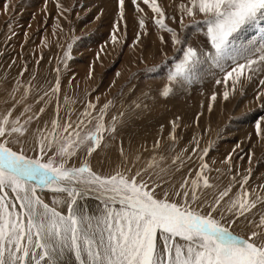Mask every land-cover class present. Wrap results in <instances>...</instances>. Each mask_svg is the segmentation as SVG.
Instances as JSON below:
<instances>
[{"label": "rangeland", "instance_id": "rangeland-1", "mask_svg": "<svg viewBox=\"0 0 264 264\" xmlns=\"http://www.w3.org/2000/svg\"><path fill=\"white\" fill-rule=\"evenodd\" d=\"M138 2L144 13L136 11L132 0H125V18L116 33L118 43L113 44L112 33L120 19L118 0H0V114L14 109L21 123L29 115L39 117L28 125L26 137L10 146L34 156L38 151L37 129L45 124L50 127L57 105L61 117L73 113L75 120L88 103L96 105L93 114L99 115L111 101L104 122L111 128L116 117L117 130L105 133L101 147L87 157L97 173L110 175L120 170L132 175L141 171L150 186L160 185L158 194L168 192L170 199H179L174 193L181 190L183 181L191 187L200 166L207 163L205 174L215 187L198 193L201 199L211 202L229 185L235 199L241 191L239 182L246 176L250 179L244 188L251 198H264V95H260L264 93L260 84L264 70L254 73L251 81L242 79L235 91L231 81L217 84L224 72L209 58V53L215 56V49L203 17L197 16L193 22L185 16L184 26L180 24V4L187 0H157L165 23L179 35V45L155 23L158 17L151 9L142 0ZM140 19L145 21L143 30ZM261 20L243 28L247 32L243 35L250 34L247 44L251 39L260 43V34L256 37L253 33ZM188 47L197 49L200 62L190 78L170 81L169 75ZM224 67L230 69L231 65L225 63ZM57 80L60 91L53 93ZM169 85L172 91L165 97L162 92ZM225 90L230 93L227 100L223 98ZM213 94L215 101L211 100ZM27 108L31 112H25ZM40 108L45 111L40 113ZM257 122L261 124L260 135ZM85 158L81 149L72 163L79 166ZM39 194L51 203V192ZM81 204L94 212L98 201L89 197ZM221 211L225 226L247 238L251 231L259 230L255 225L264 215V203L258 201L243 217L231 216L224 206ZM214 215L220 218L218 213ZM229 219L236 222L228 223Z\"/></svg>", "mask_w": 264, "mask_h": 264}, {"label": "snow or ice", "instance_id": "snow-or-ice-1", "mask_svg": "<svg viewBox=\"0 0 264 264\" xmlns=\"http://www.w3.org/2000/svg\"><path fill=\"white\" fill-rule=\"evenodd\" d=\"M132 3L137 12L144 13L138 0ZM142 3L158 17L155 23L171 34L172 43L181 44L177 31L165 23V13L157 0ZM118 6L120 19L112 33L113 44L118 43L116 33L125 18V0H118ZM180 11L181 26L185 16L193 22L202 16L207 24V36L215 49V56L209 53V58L224 72L217 84L231 81L235 91L242 79L251 81L254 73L264 70V43L228 55L236 35L245 26L264 19V0H187L180 4ZM139 26L145 28L144 19H140ZM160 40L165 42L163 36ZM226 58L232 61L230 69L224 67ZM199 62L200 53L188 47L169 80L190 78ZM260 84L264 85V80ZM52 91H60L59 80ZM171 91L172 87L166 86L162 95L167 97ZM229 94L225 90L223 98L227 100ZM211 100H216L215 94ZM110 104L94 115L96 105L88 103L75 120L73 113L61 117L57 105L50 127L45 124L37 129L38 151L34 156L10 145L26 137L28 125L39 117L29 115L21 123L14 109L0 114V264H264V215L255 225L259 230L244 238L225 226L221 211L224 206L231 216L243 217L257 207L258 201L264 203L260 196L252 199L244 188L250 177L239 182L241 191L235 199L230 196L233 189L229 185L208 202L198 194L215 187L205 174L207 163L200 166L191 187L183 181L181 190L174 193L179 199H170L168 192L158 194L160 185L150 186L141 171L129 175L117 170L101 175L92 169L87 157L101 147L105 133L117 130L116 117L112 118L111 128L105 126ZM44 111L39 109L40 113ZM25 112H31V108ZM255 127L260 135L261 124L257 122ZM175 128L173 122V132ZM171 139L175 141L176 137L172 135ZM81 149L86 158L76 166L72 162ZM120 151L123 155L122 147ZM43 190L53 194L51 203L39 194ZM89 197L98 201L94 212L81 204Z\"/></svg>", "mask_w": 264, "mask_h": 264}, {"label": "bare ground", "instance_id": "bare-ground-1", "mask_svg": "<svg viewBox=\"0 0 264 264\" xmlns=\"http://www.w3.org/2000/svg\"><path fill=\"white\" fill-rule=\"evenodd\" d=\"M261 22V24L259 25V27H258V31L256 32H254L253 33V35H256V37L259 35V41H260V43H264V36H262V34L264 33V19L263 20H261L260 21ZM245 31H244V29H243V31L241 30L240 31V33H238L237 35H236V37H235V39H234V43H233V47L229 50V53H228V55L229 56H232V55H238V54H240L242 51H243V49H245V48H249V47H252V46H259V44L260 43H258V44H256L257 43V41H253V39H251L252 40V42H250L249 44H247L248 42H247V39H246V37L248 36V37H250V34H245V35H243V33H244ZM245 33H247V32H245ZM256 37H253V38H256ZM254 44V45H253ZM228 59V58H227ZM225 63H229V65H232V61L230 60V59H228V60H226L225 59V61H224V64ZM208 71H209V69H208ZM210 71H213V73H215L216 72V70H211L210 69ZM261 72V71H260ZM263 73V72H262ZM204 76H205V74H204ZM182 116V115H181ZM185 116V115H184ZM147 122V121H146ZM149 124H150V122H149ZM157 125V124H156ZM155 125V126H156ZM150 126V125H149ZM154 126V125H153Z\"/></svg>", "mask_w": 264, "mask_h": 264}]
</instances>
